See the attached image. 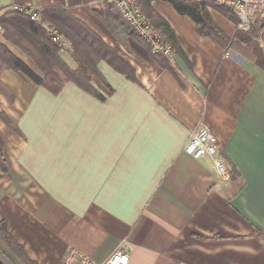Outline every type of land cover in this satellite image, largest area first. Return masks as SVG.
Listing matches in <instances>:
<instances>
[{
    "label": "crops",
    "instance_id": "0c3cea01",
    "mask_svg": "<svg viewBox=\"0 0 264 264\" xmlns=\"http://www.w3.org/2000/svg\"><path fill=\"white\" fill-rule=\"evenodd\" d=\"M13 6L59 9L72 27L60 56L71 69L94 64L103 97L0 73V221L27 258L61 264L74 249L102 262L121 247L128 264H264V69L161 0L150 9L174 36L169 57L152 54L107 0H0V16ZM208 11L227 37L240 29ZM0 43L39 75L1 33ZM200 124L228 183L209 156L183 151ZM0 262L24 264L2 244Z\"/></svg>",
    "mask_w": 264,
    "mask_h": 264
},
{
    "label": "trees",
    "instance_id": "16d2710c",
    "mask_svg": "<svg viewBox=\"0 0 264 264\" xmlns=\"http://www.w3.org/2000/svg\"><path fill=\"white\" fill-rule=\"evenodd\" d=\"M136 1L141 6L146 18L160 32L162 40L173 43L174 36L166 21L151 13V2L156 0ZM161 1L169 3L178 14L189 17L195 24V30L199 35L210 38L226 50L234 49L241 52L251 58L261 69H264V48L260 42L264 40L263 20H254L247 30L236 28L233 37L229 38L212 21L208 8H213L237 26L238 20L229 9L207 0L198 3L188 0ZM57 12L59 9L54 7L44 9L41 13V20L47 21L51 26L58 29L61 36L68 38L66 30H71L72 27L67 26L65 20L57 15ZM0 27L3 39L29 58L34 63L39 75L10 53L9 49L2 43H0V73L4 70L12 71L26 77L35 85L43 87L54 95L58 94L66 83L72 82L78 87L92 92L99 99H103L91 86L93 77L98 75L94 64L80 60L77 67L71 69L60 56V52L63 50L62 46L53 43L49 36L41 30V27L37 23L31 22L26 15L13 10L6 12L0 16ZM132 33L135 35L133 31ZM88 38L90 37L83 35L80 40L83 42V39ZM70 42L72 51H75L74 54L80 56L77 53L79 49L75 44L77 41L70 40ZM130 72H127V77L133 79ZM10 129L18 133L16 128L10 127ZM1 149L2 143L0 141V151ZM0 244L24 264H36L27 258L22 246L8 233L3 221H0ZM0 264L2 263L0 262Z\"/></svg>",
    "mask_w": 264,
    "mask_h": 264
},
{
    "label": "built area",
    "instance_id": "2783aa9c",
    "mask_svg": "<svg viewBox=\"0 0 264 264\" xmlns=\"http://www.w3.org/2000/svg\"><path fill=\"white\" fill-rule=\"evenodd\" d=\"M119 13L121 19L131 28L137 37L143 40L154 55L169 57L173 51L172 47L165 43L158 30L151 24L144 15L141 6L136 0H107ZM191 2H201L204 0H188ZM215 5L229 9L238 20V27L247 30L250 24L261 19L264 22V0H207ZM12 10L26 15L31 22L37 23L41 30L46 33L53 43L60 44L62 48L65 41L58 30L48 22L42 21L38 10L25 9L20 6H13ZM1 30V27H0ZM183 151L194 159L209 156L212 159L213 170L222 183L230 181L229 171L219 156L216 140L211 135L209 129L204 125H198L191 132ZM127 252L119 247L114 250L104 261L95 262L87 255L74 249H68L62 256L61 264H128Z\"/></svg>",
    "mask_w": 264,
    "mask_h": 264
},
{
    "label": "rangeland",
    "instance_id": "374dc122",
    "mask_svg": "<svg viewBox=\"0 0 264 264\" xmlns=\"http://www.w3.org/2000/svg\"><path fill=\"white\" fill-rule=\"evenodd\" d=\"M47 22V21H46ZM50 24V23H49ZM57 29V28H56ZM58 30V29H57ZM0 33H2V29L0 30ZM63 38V37H62ZM64 40V38H63ZM261 45H262V48H264V40H261ZM12 128V127H11ZM12 133L16 134L13 130H12Z\"/></svg>",
    "mask_w": 264,
    "mask_h": 264
}]
</instances>
